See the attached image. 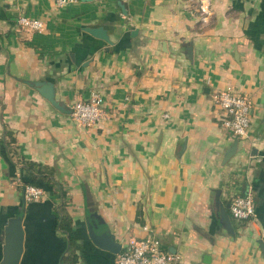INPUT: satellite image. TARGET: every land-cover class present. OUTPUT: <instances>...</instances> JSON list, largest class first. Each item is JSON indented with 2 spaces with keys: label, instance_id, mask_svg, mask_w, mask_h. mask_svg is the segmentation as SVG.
Returning <instances> with one entry per match:
<instances>
[{
  "label": "crops",
  "instance_id": "0c3cea01",
  "mask_svg": "<svg viewBox=\"0 0 264 264\" xmlns=\"http://www.w3.org/2000/svg\"><path fill=\"white\" fill-rule=\"evenodd\" d=\"M0 0V264L10 219L22 216L19 264H116L96 246L110 233L121 250L155 237L181 264H264V0ZM40 20L42 32L18 25ZM103 29L111 44L88 32ZM52 84L55 108L36 84ZM232 88L253 105L249 137L223 128L214 95ZM93 91L95 126L71 108ZM237 145L236 152L229 154ZM19 157L45 165L66 191L28 202ZM13 158V159H11ZM250 191L255 217L221 223L217 200ZM73 221L76 245L57 228ZM230 214V212H229Z\"/></svg>",
  "mask_w": 264,
  "mask_h": 264
},
{
  "label": "built area",
  "instance_id": "2783aa9c",
  "mask_svg": "<svg viewBox=\"0 0 264 264\" xmlns=\"http://www.w3.org/2000/svg\"><path fill=\"white\" fill-rule=\"evenodd\" d=\"M79 0H56L59 8L75 4ZM196 13L202 24L206 23L211 13L208 0H200ZM18 25L31 32H42V21L28 16H21ZM214 100L223 111L222 126L238 139H246L252 125V101L232 88L214 95ZM104 100L98 91H93L86 102H77L71 108V117L81 127H93L104 117ZM17 182L23 185L21 179ZM25 199L28 202L43 199L45 192L33 185H25ZM229 212L232 219L245 222L255 217V203L250 191L231 198ZM116 264H181L177 255L162 250L160 241L155 237L130 240L117 254Z\"/></svg>",
  "mask_w": 264,
  "mask_h": 264
},
{
  "label": "water",
  "instance_id": "95a60500",
  "mask_svg": "<svg viewBox=\"0 0 264 264\" xmlns=\"http://www.w3.org/2000/svg\"><path fill=\"white\" fill-rule=\"evenodd\" d=\"M83 2L93 1V0H80ZM88 32L101 40L106 41L111 44L107 33L103 29H88ZM38 86L39 93L48 100L55 108L65 111L57 101L55 100V89L52 84L39 83ZM235 145L229 154H234L236 152ZM217 206L220 210L221 223L231 234H234L233 223L228 212V207H225L219 200H217ZM7 234V244L9 246L6 249V258L3 264H19L23 250H24V229H23V217H15L9 220L8 225L5 229ZM89 236L91 241L101 249L110 251L111 253L118 254L121 251V245L115 242L114 237L107 232L102 234H96L93 225L89 224ZM264 246V245H263Z\"/></svg>",
  "mask_w": 264,
  "mask_h": 264
},
{
  "label": "trees",
  "instance_id": "16d2710c",
  "mask_svg": "<svg viewBox=\"0 0 264 264\" xmlns=\"http://www.w3.org/2000/svg\"><path fill=\"white\" fill-rule=\"evenodd\" d=\"M11 157L15 158L14 160L21 167L20 179L23 183V187L25 185H33L42 190H48L50 195H53L61 200L66 196V191L56 181L54 171L52 169L42 164L20 159L18 156ZM63 210L64 205H61L59 210L56 211L58 217L57 228L60 232L68 236V250H71L73 245H76L73 233V221L69 215L63 214Z\"/></svg>",
  "mask_w": 264,
  "mask_h": 264
}]
</instances>
